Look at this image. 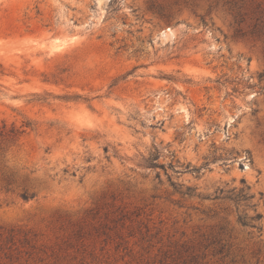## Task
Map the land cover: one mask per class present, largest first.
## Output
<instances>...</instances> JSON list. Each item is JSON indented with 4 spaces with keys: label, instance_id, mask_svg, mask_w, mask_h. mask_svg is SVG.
<instances>
[{
    "label": "rangeland",
    "instance_id": "obj_1",
    "mask_svg": "<svg viewBox=\"0 0 264 264\" xmlns=\"http://www.w3.org/2000/svg\"><path fill=\"white\" fill-rule=\"evenodd\" d=\"M0 264H264V0H0Z\"/></svg>",
    "mask_w": 264,
    "mask_h": 264
},
{
    "label": "trees",
    "instance_id": "obj_2",
    "mask_svg": "<svg viewBox=\"0 0 264 264\" xmlns=\"http://www.w3.org/2000/svg\"><path fill=\"white\" fill-rule=\"evenodd\" d=\"M260 217H261V216L257 214V215L255 216V219H259Z\"/></svg>",
    "mask_w": 264,
    "mask_h": 264
}]
</instances>
